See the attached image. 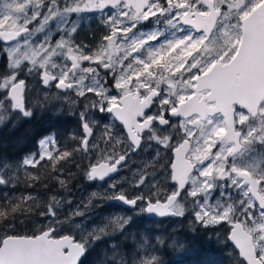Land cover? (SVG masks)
<instances>
[{
	"label": "snow or ice",
	"instance_id": "6c2138e0",
	"mask_svg": "<svg viewBox=\"0 0 264 264\" xmlns=\"http://www.w3.org/2000/svg\"><path fill=\"white\" fill-rule=\"evenodd\" d=\"M17 11L15 23L0 26V125L32 115L39 101L30 98L26 77L38 76L70 110L83 102L81 134L71 137V149L52 135L40 139L11 177L0 175V185L20 183L23 172L25 187L43 181L44 188L66 189L73 173L62 178V164L73 153L81 155L88 180H104L145 137L172 156L163 183L153 178L150 161L131 178L91 193L64 220L56 219L60 201L51 195L42 213L50 223L31 236L15 233L9 221L36 198L5 196L0 227L8 231L0 232V264H83L88 244L126 234L130 217L112 214L95 226L75 225L79 235H64L61 226L95 206L93 198L119 200L160 218L190 217L204 231L220 227L233 264H264V103L248 106L224 92L243 56L238 45L264 28V0H26ZM88 11H99L105 28L91 46L74 37L79 25L73 17ZM225 50L233 53L227 62L220 55ZM93 111L111 114L124 134L109 124L98 127ZM162 247L185 251L189 245L167 228H154L130 248L117 247L113 264H164Z\"/></svg>",
	"mask_w": 264,
	"mask_h": 264
},
{
	"label": "trees",
	"instance_id": "16d2710c",
	"mask_svg": "<svg viewBox=\"0 0 264 264\" xmlns=\"http://www.w3.org/2000/svg\"><path fill=\"white\" fill-rule=\"evenodd\" d=\"M48 104L53 107L52 102ZM42 105L39 101L33 114L29 117L20 115L17 118L13 116L0 125V175L11 177L23 157L38 150V141L43 136L52 132L57 133V140L62 145L68 132H70L72 137L78 134V129L74 126V119L69 120V118H65L64 114L55 115L52 110L48 107H42ZM62 167L65 169L64 174L66 175V177L62 178H67L69 172L73 173V176L69 177L66 189H60L56 184H50L48 188H44L42 186L43 181L41 184H37L36 187H25V177L21 172L20 183L0 185V201L5 196H19L28 193H31L36 198V203L42 200L50 201L53 194L73 199L76 196L77 182L86 181L84 167L80 166V170H78L74 164L69 162H64ZM41 175L46 176L47 172L42 169ZM95 202L93 198V205L95 206L89 207L83 215L73 217L70 224L61 226L63 231H65L64 235H67V231H74V234L79 235L77 231L71 228L79 225V223H86L89 227L95 226L102 223L106 217L112 214L123 213L121 211L123 207L116 205L114 202L113 204L107 201L102 205H98ZM28 209V211L22 212L21 215L24 217L33 216L39 211L32 201L29 202ZM71 213L62 209L57 214L56 219L64 220ZM21 218L24 219L23 217L15 216L9 221L10 224L14 225L12 230L20 236L25 234L31 236L35 229L45 225L43 220H40V222L34 220L29 223L28 227L24 228L21 226V222H18V219ZM178 218L172 225H166L164 222L150 225L149 219L145 221L143 217H139L138 223H135L130 236L127 233L123 235L122 233H113L88 244L87 252L82 258L83 264H113V252L117 247L130 248L137 239L139 240L140 235H151V231L159 227L167 228L168 232L177 240L186 242L189 245L185 251H173L171 248L162 247L159 255L162 257L164 264H233L232 256L230 255L231 244L225 242L224 235V241L218 240L213 236L215 228L213 231H204L202 226L192 225L189 217ZM5 229L8 230L6 226L0 227V232Z\"/></svg>",
	"mask_w": 264,
	"mask_h": 264
},
{
	"label": "rangeland",
	"instance_id": "374dc122",
	"mask_svg": "<svg viewBox=\"0 0 264 264\" xmlns=\"http://www.w3.org/2000/svg\"><path fill=\"white\" fill-rule=\"evenodd\" d=\"M0 7L2 9L1 12H0V15H6L9 12V10H10V8L12 6H10V4L8 2L4 1L2 3L0 2ZM3 21H4L3 19H0V26H2L4 24ZM148 27H151V26H148ZM142 30L146 31V30H148V28L146 27V28H144ZM220 31L222 32L223 28H221ZM219 43H223V41H220ZM215 47H217V49H218L219 48V44H217ZM32 77L34 78V84L31 85V87L28 89L30 98L33 99V100H36V101H40L43 104L42 107H48L50 110H52L55 113V115L64 114L65 118H69V120L74 119L75 120L74 126H75L76 129L79 130V122L81 124V120H80V117H79L78 113H79V111L82 108V103L83 102L81 101L80 103H78V105L75 108V111H72V110H70V105H69V103H68V101L66 99H64L63 97H61L59 99L55 98L56 92L54 93V91L47 92V95L49 96V99H45V96H46V92L45 91H47V90H45L44 88L41 87L40 82L38 80V76H32ZM51 100H53V101H51ZM49 102H52L53 107L49 106V104H48ZM36 105H34V107L32 109V114H33L34 109L36 108ZM107 114H109V113H107V112H98V111H93L92 112V118L95 119L98 122V127H101L102 124L103 125L109 124L108 120L106 119ZM109 125H111V124H109ZM113 130H114V128H113ZM48 135H52L56 139L58 138L57 137V133L55 134L54 132L49 133V134H47L45 136H48ZM45 136H43L42 138H44ZM71 137H72V135L70 134V132H68V134H66V136L64 137L65 139H64L63 144L62 145L59 144V145L61 147H64V148H72V147H74L75 146V144H74L75 142L71 139ZM149 147H150V145H148V148ZM154 150L155 151H153V152H155V153L157 152V155H155V158L164 160V158L166 157L167 151L169 149L164 148L163 146L158 144L157 146L154 147ZM130 160H131V164L134 163V162L149 161L150 160V155L146 154L145 156H142V157H139V155L132 156L130 158ZM81 161H82L81 155L75 153L74 155L72 154V156L66 162L74 164L75 167H76L77 163H80V166L85 167V164H83ZM121 177H127V175L121 174L118 177H116L115 180H118ZM109 183H111V182L110 181L97 182L96 180H88L86 178V181L84 180L83 182H80V181L77 182V184H76V189H77L76 196L73 199L71 197H63L62 195H56L55 194L56 198L60 201V204H59V206L56 209L57 214H59L60 210H62V209L72 212L75 208H77V206L83 207L82 203H87V201H88L87 198L90 197L91 193H93V192H103L107 188ZM17 195H19V194L17 193ZM94 200L96 201L95 203L98 204V205H102L103 203L109 201V200H107V201L101 202L98 198H94ZM32 203L39 210L38 213L36 215H33V216L24 217V216L21 215L22 212H19V213H17L16 216L23 217L24 219H22V218L18 219V222H21V226L24 227V228L28 227L29 223L31 221H34V220H36L38 222H40V220H43L45 225H48L50 220H49V218L42 217V213H44L45 205H47L49 203V201L48 200H42V201H38L36 203L35 200H33ZM114 203L118 204L121 207L126 209L125 210V209L121 208V211L123 213H120V214H123V215H126V216L130 217V226L127 229V235L130 236L131 230L134 228L135 223L136 222L138 223L139 211H137V210L128 211L129 207L122 206L121 204H119V203H117L115 201H114ZM177 219H179V218L178 217H173L168 222H166L165 224L166 225L167 224H171L172 225L174 222L177 221ZM79 224H83L85 226H88V224H86V223H79ZM213 227L215 228L213 236L216 237L218 240L224 241L223 240L224 230L222 228H220V227H217V226H213ZM71 228L73 230L77 231L78 234H79V229L76 230L75 226H73ZM3 231H8V230L5 229V230H2V232ZM91 243H93V242H91Z\"/></svg>",
	"mask_w": 264,
	"mask_h": 264
},
{
	"label": "flooded vegetation",
	"instance_id": "af4514ba",
	"mask_svg": "<svg viewBox=\"0 0 264 264\" xmlns=\"http://www.w3.org/2000/svg\"><path fill=\"white\" fill-rule=\"evenodd\" d=\"M8 2L10 4V6H12L9 10V12L6 15H0V17H3V22H12L15 23L18 20V4H22L24 2H26V0H0V2ZM1 7H0V12H1ZM102 14L99 11H95V12H83V13H79L76 14V16L73 17V19H76L78 22V31L74 34L75 39L78 42H82L85 45H93L97 42V39L102 36L104 34V26L101 24V19H102ZM9 17H11V21L9 20ZM233 24L236 23L235 19L232 21ZM53 28H57V25L54 23L53 24ZM58 30V29H57ZM219 35V32L217 33ZM59 37H57L58 39ZM222 44V43H220ZM220 55H223L225 58V62H227L229 59H231L233 53L225 50L223 52L220 53ZM23 78V77H22ZM28 83L30 85L34 84V78L32 76H29L26 78ZM39 80V77H38ZM40 82V80H39ZM41 87L45 89L44 86H42V84L40 83ZM48 92L49 91H54V93L56 92V90L53 89H45ZM68 95L73 96L72 99H75L74 94L69 93ZM260 103H258V105L264 103V98L260 99L259 101ZM106 119L108 120L109 124H111V126L114 128V132L116 134H120L123 135L124 134V129L122 127L121 124L117 123L115 121V119L111 116V114H107ZM170 121L172 123L175 122V118L174 117H170L169 118ZM101 127H103V124L101 125ZM81 134V124L79 122V130H78V135ZM149 143V144H148ZM148 145H150V147L148 148ZM158 143L153 141V140H149L147 137H145L142 140V143L139 147H137V149L128 152L127 154V158L126 161H123L120 169L118 170V172L112 177V178H108V179H104L102 181H99L98 179H93L96 180L97 182H105V181H110L111 180H115L116 177H118L119 175L123 174V175H127V177L131 178V175L139 170H142L145 166V164L149 163L150 161L153 162L156 165L155 168V176L153 177L156 180H160L161 183L164 182V177L166 175V170H167V165L171 159L172 153L171 150L169 149L167 151L166 157L164 158V160L155 158V155H157V152H153L154 147L157 146ZM146 154L150 155V160L149 161H143V162H134L131 164V160L130 158L132 156H137L139 155V157L145 156ZM259 154H257L258 156ZM151 171V170H150ZM113 203V201H112ZM118 205V204H116ZM120 206V205H118ZM129 210H138V208L136 206H134L133 208H129ZM139 217H143V220H147L149 219L150 225L152 223H161V222H168L171 218H156V217H149L147 216L146 213H141L139 212ZM155 219V220H153ZM158 220V221H157Z\"/></svg>",
	"mask_w": 264,
	"mask_h": 264
},
{
	"label": "water",
	"instance_id": "95a60500",
	"mask_svg": "<svg viewBox=\"0 0 264 264\" xmlns=\"http://www.w3.org/2000/svg\"><path fill=\"white\" fill-rule=\"evenodd\" d=\"M239 47L244 50L243 56L239 57V68L224 81V92L226 95L243 98L248 106H256L260 103V99L264 98V28L250 32L245 42ZM233 103L236 102L233 101ZM116 122L120 124L119 121ZM117 172L105 179L112 178ZM110 201H115L125 207H134L119 200ZM147 216L155 217L149 214Z\"/></svg>",
	"mask_w": 264,
	"mask_h": 264
},
{
	"label": "bare ground",
	"instance_id": "6f19581e",
	"mask_svg": "<svg viewBox=\"0 0 264 264\" xmlns=\"http://www.w3.org/2000/svg\"><path fill=\"white\" fill-rule=\"evenodd\" d=\"M126 161V160H125Z\"/></svg>",
	"mask_w": 264,
	"mask_h": 264
}]
</instances>
